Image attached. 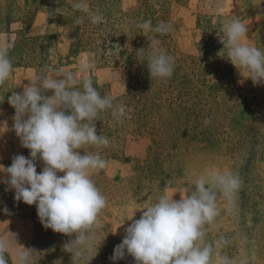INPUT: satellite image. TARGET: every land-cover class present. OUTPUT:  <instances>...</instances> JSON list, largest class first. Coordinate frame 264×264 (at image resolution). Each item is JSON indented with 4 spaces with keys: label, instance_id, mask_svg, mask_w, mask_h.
Instances as JSON below:
<instances>
[{
    "label": "rangeland",
    "instance_id": "374dc122",
    "mask_svg": "<svg viewBox=\"0 0 264 264\" xmlns=\"http://www.w3.org/2000/svg\"><path fill=\"white\" fill-rule=\"evenodd\" d=\"M92 1L87 0L89 9ZM108 1L113 2L111 26L127 29L117 19L133 12L137 0ZM146 2L144 21L171 25L166 34L155 36V47L175 58V69L166 82L140 86L128 85L119 67L106 65L103 52L98 56L73 49L71 0H0V45L7 46L13 65L11 76L0 86V109L10 113H0V166H11L16 155L29 157L13 129L15 109L8 103L12 92L22 91L38 76L53 74L49 69L79 72L81 64L89 63V71L80 76L92 79L99 91L117 98L136 94L130 101L117 102L126 112L120 121L102 113L96 122L98 134L106 136L109 145L81 150L99 152L108 162L93 177L107 206L94 232L99 251L91 264H113L114 248L135 212L134 219L140 218L144 201L155 202L169 182L171 188L191 186L209 170L238 173L242 181L231 206L218 200L219 214L207 227L205 243L227 241L212 264H220L221 255L233 264H264V85L250 79L239 82L242 77L226 59L227 50L221 52L224 45L218 35L226 20L239 17L249 26L250 41L245 43L264 51V0ZM93 12L101 14L99 9ZM104 38L107 44L101 50L107 56L116 52L126 74L135 78L138 71L148 73L147 54L130 67V50L108 47L112 39ZM206 119L211 123L206 125ZM42 167L38 163V173ZM6 188L0 183V235L12 233L18 245L36 251L34 264H71V254L63 249L69 237L45 229L36 206L17 202L15 191ZM174 199H180L179 193ZM7 258L15 264L14 255ZM116 264L135 262L126 256Z\"/></svg>",
    "mask_w": 264,
    "mask_h": 264
},
{
    "label": "clouds",
    "instance_id": "9594fccd",
    "mask_svg": "<svg viewBox=\"0 0 264 264\" xmlns=\"http://www.w3.org/2000/svg\"><path fill=\"white\" fill-rule=\"evenodd\" d=\"M71 8L87 14L93 25L103 21L101 14L90 11L87 0H71ZM83 20L79 16L75 23ZM136 27L150 42L146 49L150 78L166 82L174 73L175 58L155 47V36L166 34L171 25L164 21L153 25L146 20ZM248 31L246 21L239 17L226 20L218 33L224 45L221 52L227 50L226 59L238 69L241 84L250 79L254 85H264V51L245 43L250 41ZM90 68L89 63H83L79 72L49 69L53 74L38 76L22 91L12 92L8 103L15 109L13 129L21 147L29 150V157L16 155L11 166H0V172L6 173L0 177L6 191L14 190L17 202L35 205L45 229L69 237L63 249L71 254V264H91L97 256L94 232L107 206L93 177L106 169L108 162L99 152L81 154V150L109 145V139L98 134L96 127L102 113L110 111L116 121L126 115L122 103L102 95L92 79L81 78L80 73ZM12 71L7 46L0 45V86ZM38 163L43 165L39 173ZM170 184L155 202L144 201L139 219H134L135 212L128 220L132 222L110 258L113 264L126 256L135 264H212L219 255L217 249L227 241L205 243L206 231L219 214L218 200L224 199L229 206L234 203L242 184L239 174L209 170L198 175L191 186L171 188ZM169 191L174 194L169 195ZM177 193L179 200L174 199ZM9 253L14 255L15 264H34L33 254L37 252L18 245L12 233L0 235V264H9ZM219 260L220 264H233L227 256L221 255Z\"/></svg>",
    "mask_w": 264,
    "mask_h": 264
},
{
    "label": "trees",
    "instance_id": "16d2710c",
    "mask_svg": "<svg viewBox=\"0 0 264 264\" xmlns=\"http://www.w3.org/2000/svg\"><path fill=\"white\" fill-rule=\"evenodd\" d=\"M137 8L134 9L133 12L123 15L125 19L119 17L117 22L119 25H125L127 29L121 27L120 30L115 29L111 26V11L110 5H113L108 0H93L91 3L90 11L93 12L96 9H99L102 16L103 21L99 24L93 25L88 18V15L81 12H75L73 17L68 19L69 28L72 30L74 36V42L72 44L73 49L75 51H83V50H91L96 53L98 56L103 52L105 57L103 60H107L104 62L108 66H116L122 70L123 77L127 81L128 85L135 82V85H149L156 80L150 78V73L140 74L138 71V75L134 78L131 74L125 73L124 61L119 59V56L114 53V55L107 56L106 53L101 50L102 46L107 44V39L104 37H110L112 40L110 41L108 47L114 48L115 50H123L129 49L132 54L131 62L128 66L132 67L133 63H137L138 60L147 54L148 50H146L150 46V42L145 37V33L138 29L136 25L144 21L142 18V14L144 9L146 8V0H137ZM72 9V8H71ZM73 10V9H72ZM83 16L84 20L81 24H76L75 20L77 17ZM159 18V17H158ZM145 50L144 53H138L139 50ZM131 76V77H130ZM134 85V84H133ZM134 88V86H133ZM102 95L106 94L102 89L100 91ZM135 92L132 91L130 96L123 97H114L115 102L118 101H130L135 96ZM104 115L110 114V111H105Z\"/></svg>",
    "mask_w": 264,
    "mask_h": 264
},
{
    "label": "crops",
    "instance_id": "0c3cea01",
    "mask_svg": "<svg viewBox=\"0 0 264 264\" xmlns=\"http://www.w3.org/2000/svg\"><path fill=\"white\" fill-rule=\"evenodd\" d=\"M3 111H6V112H8V110H3V109L1 110V109H0V113H1V112H3ZM8 113H9V112H8ZM9 114H10V113H9Z\"/></svg>",
    "mask_w": 264,
    "mask_h": 264
}]
</instances>
